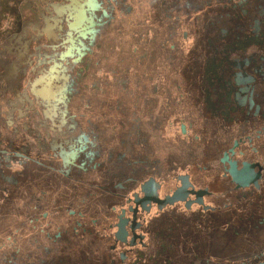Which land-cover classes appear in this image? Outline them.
Segmentation results:
<instances>
[{"label": "flooded vegetation", "instance_id": "af4514ba", "mask_svg": "<svg viewBox=\"0 0 264 264\" xmlns=\"http://www.w3.org/2000/svg\"><path fill=\"white\" fill-rule=\"evenodd\" d=\"M0 264H264V0H0Z\"/></svg>", "mask_w": 264, "mask_h": 264}]
</instances>
